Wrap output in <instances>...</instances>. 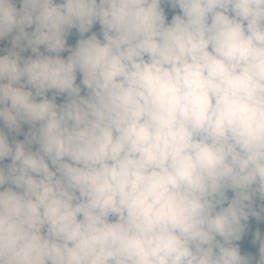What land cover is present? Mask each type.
<instances>
[{
    "label": "clouds",
    "instance_id": "9594fccd",
    "mask_svg": "<svg viewBox=\"0 0 264 264\" xmlns=\"http://www.w3.org/2000/svg\"><path fill=\"white\" fill-rule=\"evenodd\" d=\"M5 38L0 264H264V0H0Z\"/></svg>",
    "mask_w": 264,
    "mask_h": 264
},
{
    "label": "trees",
    "instance_id": "16d2710c",
    "mask_svg": "<svg viewBox=\"0 0 264 264\" xmlns=\"http://www.w3.org/2000/svg\"><path fill=\"white\" fill-rule=\"evenodd\" d=\"M170 17H171V12L168 11L166 8V18L170 19ZM98 27H99L98 25H94L92 30L98 32ZM76 38H77V33L73 29L70 32L69 36L67 37L66 42L69 44H74ZM9 44H10V40L8 38H5L4 40L0 41V52L4 51L9 46ZM29 54L30 52L27 50L22 53V55H29ZM62 55H66V53H62ZM57 99L58 100L62 99V97H58ZM257 228H259L262 232H264V221H257L254 217H249L248 228L242 240L237 242L242 254L250 252L253 255H255L257 246L251 243V238H252V232L255 231Z\"/></svg>",
    "mask_w": 264,
    "mask_h": 264
},
{
    "label": "rangeland",
    "instance_id": "374dc122",
    "mask_svg": "<svg viewBox=\"0 0 264 264\" xmlns=\"http://www.w3.org/2000/svg\"><path fill=\"white\" fill-rule=\"evenodd\" d=\"M165 8H167L166 6H165ZM174 11H178V9H175ZM171 12V11H170ZM171 14H172V12H171Z\"/></svg>",
    "mask_w": 264,
    "mask_h": 264
}]
</instances>
